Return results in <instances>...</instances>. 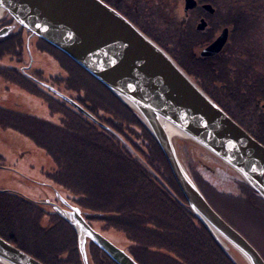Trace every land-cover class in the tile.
<instances>
[{"label":"water","instance_id":"obj_1","mask_svg":"<svg viewBox=\"0 0 264 264\" xmlns=\"http://www.w3.org/2000/svg\"><path fill=\"white\" fill-rule=\"evenodd\" d=\"M185 2L194 4L193 0ZM3 18L13 21L0 29V37L15 25L24 27L69 56L134 110L154 136L188 207L211 237L240 264H264L258 250L208 202L186 165L193 160L196 169L216 179L238 175L264 200V145L165 50L102 0H0V20ZM226 40L224 29L202 55L216 54ZM60 95L99 124L87 110ZM63 202L69 210L54 208L76 232L83 264H90L88 240L117 264H139L95 230L79 207ZM0 264L43 263L0 236Z\"/></svg>","mask_w":264,"mask_h":264},{"label":"trees","instance_id":"obj_2","mask_svg":"<svg viewBox=\"0 0 264 264\" xmlns=\"http://www.w3.org/2000/svg\"><path fill=\"white\" fill-rule=\"evenodd\" d=\"M3 20L4 18L0 21ZM13 31L12 29L0 37V42L10 37ZM240 38L242 37L235 38V41L239 42ZM15 42H17V38ZM14 43L11 46L8 44L6 47H4L5 44L0 45V52L9 51ZM67 57L72 71V77L69 80L71 84L68 83L70 86L77 88L76 85L72 84L76 75L80 76V79L95 81L96 85L100 84L69 56ZM252 60L254 58L244 57L237 62L235 51L229 59L194 60L193 63L195 64L192 70L196 71V77L204 91L231 118L264 145V109L260 105L261 102H264V61L256 60L255 64L259 68L257 70L249 64L252 63ZM17 68L14 65L8 66V64L1 63L0 74L7 76L10 74L20 78L22 74ZM103 89L104 93L107 92L105 87ZM109 99L120 104L112 95ZM89 100L95 102L100 99L91 93ZM109 105L112 109L113 103ZM63 107L62 111L65 115L61 116L59 124L50 125L49 129L42 133L38 130V126L33 125V128L38 130L35 137L41 144L48 147V152L53 156L56 163L55 169L49 173V176L62 188L70 190L81 198L82 206L85 209L102 212L106 216H132L129 214L132 209L135 211L139 209L143 212L144 216L137 224L141 226L136 228V233L133 230L131 232L133 234H128L130 230L125 229L127 237L133 238L137 242V245H133L136 249L134 254L143 264H151L152 261L155 264H216L218 259H226L229 264H240L211 237L196 219L178 188L154 136L134 110L128 107L127 112L131 122L125 118L123 119L127 122L124 123L125 125L121 122L123 116H120L118 122H113L106 116H102V119L109 123L107 124L100 117L91 113L99 121L97 124L84 113ZM9 116L12 115L0 107V117ZM3 123L0 125L3 129L22 132V130H27L33 121H27L23 124L18 115L17 118L14 117ZM71 133L73 134L72 141H75L74 144L68 140ZM100 136H104L112 143L117 144L122 152L140 168L138 171H141L134 176L126 177L127 185L125 187H118L117 190L112 188L111 196L116 195L115 199L102 204L106 205L105 207L98 206V198L91 194L88 179L80 175V172L85 168L88 154L84 150V147L88 149L87 139L99 140ZM131 146L138 150L141 156L132 150L129 151ZM88 150L95 151L98 149L92 147ZM195 150L202 156H206L197 149ZM143 157L146 158L145 161L150 167L146 165ZM216 161L223 166L220 161ZM189 172L192 177L193 175L196 176L194 171L189 170ZM139 176L145 178L144 186L142 185L144 179ZM234 176L237 189L233 193L215 190L207 180L200 179L210 194L208 197L199 185L197 186L209 202H212V198L214 199L217 204L212 203L219 211L224 203L230 207L234 215L236 211L244 210L246 220L244 216H239L234 221L245 231L257 229V226L248 221L256 217L259 221L264 222V216L261 213L264 212V200L238 175L234 174ZM133 178L136 179L133 181ZM154 185L158 187L157 191H160L161 195H165L169 202L162 203L155 198H149L153 193L152 187ZM236 194L239 195L235 196ZM116 200L120 202L116 203ZM145 212L149 213L148 218L145 217ZM46 213L41 206L22 195L12 191L0 190L1 237L43 264H83L78 251L77 236L73 228L56 213L47 214L50 217L45 216ZM174 216H180L179 223H176ZM229 217L232 223V218L235 216ZM145 224L150 225L146 227L148 231H145ZM187 227L189 231L184 234ZM238 229L240 230V228ZM145 238L149 240L150 245L146 243ZM258 240L261 243L263 239L258 237ZM91 243V241L87 242L90 264H117L98 246H90ZM151 246L152 249L149 248Z\"/></svg>","mask_w":264,"mask_h":264},{"label":"flooded vegetation","instance_id":"obj_3","mask_svg":"<svg viewBox=\"0 0 264 264\" xmlns=\"http://www.w3.org/2000/svg\"><path fill=\"white\" fill-rule=\"evenodd\" d=\"M102 1L118 11L141 32L165 50L198 85L200 84L196 77V71L192 70L195 64L193 61L229 59L231 55L234 54L233 50L236 48V46L233 45V43L237 44L233 40L235 38L242 37L240 39L247 42L249 45L246 48L248 50L243 52V57L254 58L255 62L258 59L264 61V0H193L194 4L192 6L189 4L186 5L185 0ZM207 5H210V7ZM10 24V20L0 21V29ZM224 29L227 31V40L222 49L213 55H202V50L212 43ZM13 30L14 31L11 33L12 35L1 41L0 45L5 44L4 47H6L9 44V46H11L16 38L17 42L14 43V46L9 51L0 52V64L2 63L1 60L7 57L10 62L12 60L15 64L14 66L18 67L17 69L23 77L21 76L19 78L13 77L10 74H8V76L0 74V77H5L8 83L13 84L5 89V95L0 100V107L5 109L7 113L12 116L0 117V125L4 124L3 122L6 120H11L14 117L17 118L18 115L23 121V124L27 121H33L27 130L17 132L11 129V131L16 134L15 137L17 138H20L21 135L24 137L26 136L31 143L41 148L43 151L38 157H36V155L33 156L31 150L28 151L29 155L26 157V161L30 162L31 166H34L33 164H37L38 162L46 163L45 157L48 159L49 163L46 164L48 168L43 166L39 169L36 168L29 176L24 175L21 171L11 170L13 172V178L16 181L28 185L30 181L38 185V187H36L37 193H34L33 198H31L32 196L28 193L27 195L21 190L5 187H0V190L16 192L35 202V204L41 206V208L47 212L44 215L48 217L50 216L47 214L54 212L62 218L55 210L54 205L69 210L70 208L63 201H66L72 206L79 207L85 220L95 230L125 250L139 264H143L138 259L137 255L134 254L136 249L131 245L132 243L125 245V239L127 240V231L125 229L130 230L128 234H133L131 233L133 230L136 233V228H140L141 226L137 224L141 220L139 219L130 224H127L126 221H120L124 225L121 231L113 224H109L110 226L106 224V227L100 225L101 222L103 225L107 223L103 217L96 219L85 214L82 211V208H84L82 206V199L70 190L66 191L49 176V173L55 169L56 163L53 156L48 152V147L41 144L35 137L38 130L42 133L48 130L50 125L55 126L59 124L61 116L63 117L65 115L62 111V109H64L63 106L73 111L82 112L72 102L61 96L60 93L72 99L74 102L84 107V109L101 119L102 116H106L113 122H118L121 118L120 116H123L124 118H121L123 125L127 123L123 119L126 118L129 120L130 118L127 112V110H129L128 106L117 99L101 82H99L100 84L98 85L102 89L105 87L107 90L104 94L109 98L111 95L115 97L120 103L119 106L122 112L119 114L112 108L113 112H115L112 113L105 107H102L101 103H97V101L91 102L84 90L80 87L74 88L69 85L71 84L69 80H71L72 71L70 61L65 53L43 38L32 35L24 27L18 26ZM253 30H255V32H253ZM24 49L27 54H29V59H25L24 54L21 53ZM35 50L38 51V53H42L39 66L37 59L33 60L32 58V53L36 52ZM15 101L17 104L13 105ZM263 103L264 102L260 103L262 108ZM98 110L103 111L107 115L99 114ZM106 123L109 124L108 122ZM33 125L36 127L38 126V130L33 128ZM1 129L0 127V132ZM24 152H26V150L21 153ZM0 156V162L1 159H6L1 151ZM4 165L5 164L1 162L0 169H9ZM191 171H193V169ZM33 174H35V176ZM35 177H37V179H35ZM91 221H93L94 224H92ZM148 226L150 225L145 224V231H148L146 229ZM123 232L126 233V236ZM111 236L119 237H117L118 240H116ZM90 241L91 240H88V243ZM94 245L93 242L90 244V246Z\"/></svg>","mask_w":264,"mask_h":264},{"label":"rangeland","instance_id":"obj_4","mask_svg":"<svg viewBox=\"0 0 264 264\" xmlns=\"http://www.w3.org/2000/svg\"><path fill=\"white\" fill-rule=\"evenodd\" d=\"M8 20L13 21L10 18ZM16 27H18V26L15 25V28ZM253 32H255V30H253ZM233 40L235 41V39H233ZM236 43L237 44L233 43V45L236 46V48L233 50V53H235V51H236V59L238 62L240 59L242 60L244 58L242 56V54L245 50H248L246 48L249 45L247 42H245L243 40H240L239 42H236ZM21 53L24 54L25 59L26 58L29 59V54H27L25 49ZM32 58H33V60L37 59L38 66H39V64L41 63L42 53H38V51L33 52ZM49 60L51 61L50 57H49ZM1 62L3 64H8V66L9 65H15L12 62V60L10 62L7 59V57L3 58L1 60ZM249 64L251 66H253L255 69H257V70L259 69L257 67V65L255 64V60H252V63H249ZM73 79H74V81L72 80V84L76 85L77 87H81L84 91H86L87 95L89 94V96H91V93H92L94 95V97L98 96L100 100H97V103H101V104L104 103V104H102V107H105L110 112L115 113V112H113V109H111V106L109 105V104L113 103L114 110L116 112H118L119 114L122 112V109L119 106V104L117 102H112V100L109 99V97L106 94H104V91L102 90V88L99 85L95 84V81H87V80L80 79V76H78V75H76ZM11 85H13V84L8 83V80L5 79V77H0V100L5 95V89H7V87L11 86ZM15 90H17V89H15ZM16 104H17V102L15 101V103L13 105H16ZM79 106L82 107L81 105H79ZM82 108H84V107H82ZM98 113L102 114V115H107L106 113H104L101 110H98ZM85 125H86V123L84 121V126ZM139 130L141 131V129H139ZM15 135L16 134L14 132H12L11 129L3 130V128H2L1 132H0V151L3 153V155L6 158L5 160L1 159V162H3L5 164L4 165L5 167L10 169V170L9 169H0V187H5V188H9V189H14V190H21L26 194L28 193L30 196H32L31 198H33L34 193H37L36 187H38V185L33 183V182H30V181H29V185L25 184L23 182L16 181L13 178V172L11 170L21 171V173H23L24 175L29 176L32 172H34L36 170V168L39 169L41 166L48 168V166L46 164H48L49 161L45 157L46 163L38 162L37 164H33L34 166H31V163L26 161V157L29 155L28 151L31 150L32 155L33 156L36 155V157H38L43 151L41 150V148H39L36 145H34L33 143H31V141L29 139H27L26 136L24 137L23 135H21L20 138H17V137H15ZM72 135H73L72 133L69 134L68 140L70 142L72 141ZM99 140H101V142H99ZM99 140L98 139H96V140L87 139L86 142L88 144V149L95 147L98 150L89 151L86 147H84L85 152H88V154H87V158L85 161V168L80 172V175L82 177H84L85 179H88V181L90 183V187H91L90 191H92L91 194L95 195L98 198V200H97L98 201L97 203H99L98 206L105 207L106 205H102V204H104L107 201L115 199L114 197L116 195L111 196L112 188H115L117 190L118 187H120V188L125 187L127 185L126 184V177L134 176L137 172H141V171H138V169H140V168L134 163L133 160L129 159L122 152V150L119 148V146L117 144L112 143L110 140H108L104 136H100ZM72 143L74 144L75 141H72ZM24 150H26V152L21 153ZM128 150L129 151L132 150L133 152H135L141 156L139 151L133 149L132 146ZM143 159H144V162L146 163V161H145L146 158L143 157ZM146 165L148 167H150L148 163H146ZM186 165H187L188 170L193 169L194 173L196 174V176H193L194 177L193 179H195L197 185H199V187L202 189V191H204V193L208 197L210 196V194L207 191V189H205V186L202 184L201 180H207L213 186V188L215 190L223 191L225 193H228V192L233 193L237 189L236 184H235V176L233 175V173L229 174L228 176H226L223 179H216V178L196 169L193 160L187 162ZM148 167H147V169H148ZM33 175L35 176V174H33ZM139 177L144 179V182L141 181L142 185L144 186L145 182H146L145 178L143 176H139ZM139 177H136V178H139ZM136 178H133V181ZM35 179H37V177H35ZM138 182H139V180H138ZM157 189H158V187L155 185L152 187L153 193L151 194V196L149 195L150 196L149 198H155V199L161 201L162 203L169 202L167 200L166 196L161 195L160 191L158 192ZM65 190L69 191L67 189H65ZM239 194H241V193H239ZM239 194H236L235 196H237ZM170 201L172 202V200H170ZM211 201L214 204H217L213 198L211 199ZM118 202H120V201H117L116 203H118ZM212 202H209L212 205V207L228 223H230L235 229H237L258 250V252L261 255H263V257H264V222L262 220L259 221V219H257L255 217V219L248 221V222L253 223V225L257 226L258 228L257 229L252 228L253 230L245 231L243 228L240 227V225L236 221H234L239 216H244V218H245L246 213L244 210L236 211L235 215H234L233 212L231 211L230 207H228L226 203H224L222 209H220V211H219V209ZM135 203H137V202L135 201ZM171 207L175 208L173 205H171ZM82 211L85 214H87L88 216L96 218V219H100L103 217L107 221V223H105L104 225L102 222L100 223V225H102L103 227H106V224L107 225L113 224L114 226H116V228H119L121 231H122L124 225L120 221H126L127 224H130L131 222L134 223L135 221H137L139 219L142 220V218H143L142 216H144V213L141 212L139 209L137 211L132 209L129 212V214H131L132 216H127V217L126 216H106L102 212H94L91 209H88V208L85 209V207H84V209L82 208ZM261 213L264 216V212H261ZM154 214H156V213H154ZM145 215H146L145 217H147V218L149 217L148 216L149 213L145 212ZM229 216H235L232 218L233 224L230 222L231 218ZM179 217L180 216H174L176 223L180 222ZM181 217H183V216H181ZM245 220H246V218H245ZM91 223L94 224L93 221H91ZM236 227L240 228V230ZM188 231H189V228L188 227L185 228L184 234H187ZM123 233L126 236V233L125 232H123ZM120 234L124 237V235L121 232H120ZM111 237L113 239L118 240L117 237H119V236H116V237L111 236ZM258 237L263 239L261 243L259 242ZM127 240L125 239V245H128V243L129 244L132 243L131 245H134V244L137 245V242H135L133 240V238L129 239L127 237ZM145 240H146V243L148 245H150L149 240L147 238H145ZM149 248L152 249V246ZM151 264H155V263L152 261ZM216 264H229V263L227 262L226 259H224V260L218 259V262Z\"/></svg>","mask_w":264,"mask_h":264}]
</instances>
